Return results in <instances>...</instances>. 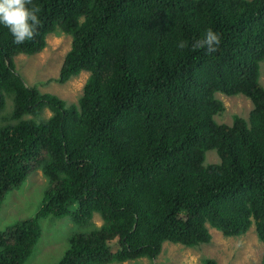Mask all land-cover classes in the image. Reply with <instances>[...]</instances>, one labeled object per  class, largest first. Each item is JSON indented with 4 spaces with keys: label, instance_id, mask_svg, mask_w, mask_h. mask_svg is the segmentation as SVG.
I'll use <instances>...</instances> for the list:
<instances>
[{
    "label": "trees",
    "instance_id": "obj_1",
    "mask_svg": "<svg viewBox=\"0 0 264 264\" xmlns=\"http://www.w3.org/2000/svg\"><path fill=\"white\" fill-rule=\"evenodd\" d=\"M55 31L72 36L58 81L90 72L79 105L15 67ZM262 61L264 0H0V110L14 100L0 128V205L33 171L50 183L33 217L0 231V264L28 260L47 215L102 218L58 264L154 260L166 241L209 243V227L254 226L264 244ZM217 92L251 98L249 119L218 123ZM45 108L44 120L23 118ZM211 149L220 161L205 164Z\"/></svg>",
    "mask_w": 264,
    "mask_h": 264
},
{
    "label": "rangeland",
    "instance_id": "obj_2",
    "mask_svg": "<svg viewBox=\"0 0 264 264\" xmlns=\"http://www.w3.org/2000/svg\"><path fill=\"white\" fill-rule=\"evenodd\" d=\"M72 47V36L64 32L55 31L48 35L46 47L39 53L19 54L14 58L16 70L25 83L36 87L42 93L56 95L67 102L68 105H79L84 85L90 75L89 71H82L65 83H60L61 66L66 54ZM260 82L264 86V61L260 63ZM225 108L215 116L218 123L232 124L235 116L249 119L254 107L251 98L239 93L227 95L217 92ZM14 100L6 97L5 105L0 110V128L12 123L11 114ZM51 111L42 110L39 115H25L24 119L41 121L48 118ZM220 161L216 150L206 153L205 164ZM50 187L49 180L41 170L33 171L27 179L17 188H11L4 196L0 205V231L8 224H16L25 218L33 217L39 210L45 192ZM77 209V204L71 206V211ZM102 218L96 213L92 221L86 225H79L72 215L55 217L47 215L40 219L41 235L24 264H58L64 256L70 238L78 233H88L96 226L101 225ZM212 239L209 243L188 247L179 243L166 241L161 253L156 259L139 258L127 262H112L108 264H203L206 258H212L218 264H261L264 244L259 239L255 227L244 235L227 236L214 227H209ZM115 250L117 240L111 243Z\"/></svg>",
    "mask_w": 264,
    "mask_h": 264
},
{
    "label": "crops",
    "instance_id": "obj_3",
    "mask_svg": "<svg viewBox=\"0 0 264 264\" xmlns=\"http://www.w3.org/2000/svg\"><path fill=\"white\" fill-rule=\"evenodd\" d=\"M26 219V218H25ZM12 225V224H11Z\"/></svg>",
    "mask_w": 264,
    "mask_h": 264
}]
</instances>
